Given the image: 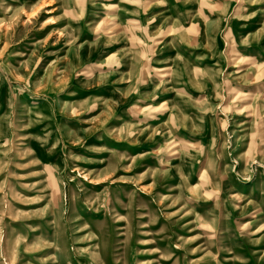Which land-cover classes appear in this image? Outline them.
Masks as SVG:
<instances>
[{"label": "rangeland", "instance_id": "374dc122", "mask_svg": "<svg viewBox=\"0 0 264 264\" xmlns=\"http://www.w3.org/2000/svg\"><path fill=\"white\" fill-rule=\"evenodd\" d=\"M139 263L264 264V0H0V264Z\"/></svg>", "mask_w": 264, "mask_h": 264}, {"label": "bare ground", "instance_id": "6f19581e", "mask_svg": "<svg viewBox=\"0 0 264 264\" xmlns=\"http://www.w3.org/2000/svg\"><path fill=\"white\" fill-rule=\"evenodd\" d=\"M47 244H49V243H47ZM47 244H46V245H47ZM51 244H52V243H51ZM73 247H74V246H73ZM47 250H48V249H47ZM47 250H46V251H47ZM95 253H96V252H93V254H95ZM96 260H97V259H96ZM139 264H143V263H139Z\"/></svg>", "mask_w": 264, "mask_h": 264}]
</instances>
